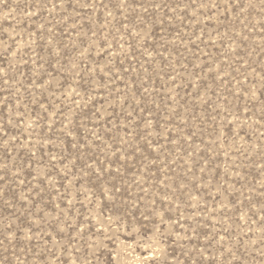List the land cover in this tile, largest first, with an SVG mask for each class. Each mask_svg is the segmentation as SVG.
I'll return each mask as SVG.
<instances>
[{"label":"rangeland","instance_id":"374dc122","mask_svg":"<svg viewBox=\"0 0 264 264\" xmlns=\"http://www.w3.org/2000/svg\"><path fill=\"white\" fill-rule=\"evenodd\" d=\"M0 264H264V0H0Z\"/></svg>","mask_w":264,"mask_h":264}]
</instances>
